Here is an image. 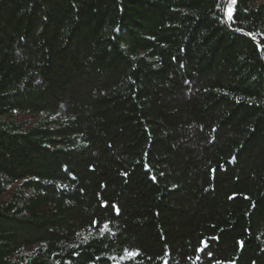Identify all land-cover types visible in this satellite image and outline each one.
Segmentation results:
<instances>
[{
  "label": "trees",
  "instance_id": "obj_1",
  "mask_svg": "<svg viewBox=\"0 0 264 264\" xmlns=\"http://www.w3.org/2000/svg\"><path fill=\"white\" fill-rule=\"evenodd\" d=\"M230 3L0 0V264H264V0Z\"/></svg>",
  "mask_w": 264,
  "mask_h": 264
},
{
  "label": "rangeland",
  "instance_id": "obj_2",
  "mask_svg": "<svg viewBox=\"0 0 264 264\" xmlns=\"http://www.w3.org/2000/svg\"><path fill=\"white\" fill-rule=\"evenodd\" d=\"M229 9H231V15H232V13H233V11H234V6H233V4L232 3H230L229 5H228V7H227V9H226V11H225V15H226V17L227 18H229ZM9 196H7L6 198H8Z\"/></svg>",
  "mask_w": 264,
  "mask_h": 264
},
{
  "label": "snow or ice",
  "instance_id": "obj_3",
  "mask_svg": "<svg viewBox=\"0 0 264 264\" xmlns=\"http://www.w3.org/2000/svg\"><path fill=\"white\" fill-rule=\"evenodd\" d=\"M231 3L234 4L235 3V0H231ZM230 13H231V9H229V18H231V14Z\"/></svg>",
  "mask_w": 264,
  "mask_h": 264
}]
</instances>
